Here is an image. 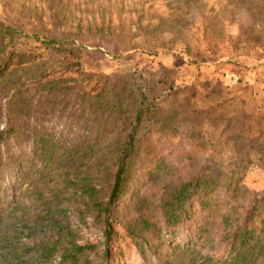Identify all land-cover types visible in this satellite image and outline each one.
Listing matches in <instances>:
<instances>
[{"label": "rangeland", "instance_id": "374dc122", "mask_svg": "<svg viewBox=\"0 0 264 264\" xmlns=\"http://www.w3.org/2000/svg\"><path fill=\"white\" fill-rule=\"evenodd\" d=\"M0 20L15 31L5 37L10 69L32 67L16 73L22 91L11 102L5 90L14 85L3 91L0 81V130L13 129L0 145V158L12 161L0 177L7 195L0 232L22 212L32 227L45 222L43 208L58 204L57 190L91 185L106 196L135 131L138 169L120 210L136 220L134 203L124 208L128 200L137 191L149 201L150 242L105 262L96 220L82 223L72 203L59 220L97 244L93 264L227 257L224 214L232 206L242 213L264 194V0H0ZM51 35L62 41L47 47L42 36ZM140 107L147 110L138 123ZM239 143L253 144L252 162L234 203L226 205L224 193L206 208L195 200L198 218L174 233L164 228L159 205L168 181L181 183L200 170L230 173L242 157ZM156 160L166 174L159 180L152 176ZM38 193L49 204L38 202ZM44 234L38 228L37 236Z\"/></svg>", "mask_w": 264, "mask_h": 264}, {"label": "trees", "instance_id": "16d2710c", "mask_svg": "<svg viewBox=\"0 0 264 264\" xmlns=\"http://www.w3.org/2000/svg\"><path fill=\"white\" fill-rule=\"evenodd\" d=\"M187 1L191 2L192 0ZM14 32L10 25L0 20V81L3 84V91L10 85H14L13 89L5 90L10 102L22 91V85H19L21 77L16 73L20 70L25 72L32 69V67L10 69L12 60L10 52L7 51L8 44L5 42V37ZM36 36L40 37L38 34ZM42 38V42L47 43V47L62 41L55 35L46 36L50 39H45L43 36ZM43 64L38 63V66ZM47 71H42L41 76L47 75ZM146 110L143 107L137 110L135 119L138 123L142 120ZM14 129L16 130L15 127ZM12 133L13 129L11 128L0 130V145L4 138L6 136L10 138ZM251 147H253L252 143L249 145L238 144L237 149L242 152V157L228 174L200 170L181 183L173 180L168 181V186L159 205L164 228L174 233L180 223L184 222L190 225V221L199 217L200 209L207 207L209 198L219 196L221 193H224L228 198L226 205L231 206L252 162ZM138 153V137L133 131L128 134V142L122 147L118 168L112 183H110V190L103 198L99 196L100 190L95 186L77 187L74 185L72 191L57 190L60 193L52 194V200H58L55 201L58 204L48 205L44 208L42 206L43 209H46L42 215L45 222L36 219L38 227L30 226L29 221H25L26 213L22 212L21 217L15 223L11 221L7 231L0 232V264H93L90 254L95 251L97 244L93 240L81 236L80 229L75 228L68 220L60 221L58 218L60 214L67 215L69 213L66 203H72L71 206L74 209L71 213H74L82 223L88 224L90 219H94L96 220L95 224H99L96 226L101 227L104 237L102 244L104 243L105 247L98 252H102L101 256L104 257L105 262L123 255L126 252V247L133 243L146 244L150 242L144 233V230L148 229L150 225V216L146 213L149 209V201L137 191L128 200L127 203H130V207L124 208H131V203H134L133 207L140 215L136 220L130 219L128 215H123L120 210L121 204L126 201L131 185L135 181L138 169L135 162ZM9 163L11 164L12 161L7 157L4 160L0 158V177L2 169L6 168ZM160 168L162 165L156 160V170L152 176L158 180L166 176ZM3 187L1 184L0 200L7 197V195H3L5 194ZM3 190L4 193H2ZM195 200H199L201 208L195 207ZM41 201L43 205L50 202L45 201L43 195L38 193V202ZM3 203L0 202V224L3 221ZM234 207H230L223 216L226 224L229 225L225 249L228 259L224 257V254L218 257L210 254L203 260V264H249L255 260H261L264 264V194L258 197L251 207L243 208L242 213H240L241 206ZM57 212L59 214L55 215ZM228 215L232 219H229ZM256 218L259 219L258 225L252 227L250 222ZM138 225H141L142 229H139ZM38 228L42 229L45 234L37 236ZM27 230L30 231L28 235L25 233ZM195 230L198 233L200 231L198 227ZM25 236L30 238L24 241ZM115 244L118 245L117 249L120 251L112 249Z\"/></svg>", "mask_w": 264, "mask_h": 264}]
</instances>
